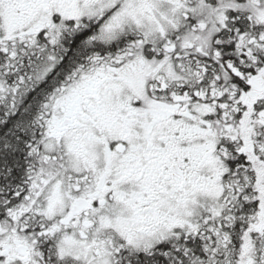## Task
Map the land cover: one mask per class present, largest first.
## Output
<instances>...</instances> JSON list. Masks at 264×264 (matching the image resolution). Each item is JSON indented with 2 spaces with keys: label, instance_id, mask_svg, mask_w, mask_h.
Masks as SVG:
<instances>
[{
  "label": "snow or ice",
  "instance_id": "obj_1",
  "mask_svg": "<svg viewBox=\"0 0 264 264\" xmlns=\"http://www.w3.org/2000/svg\"><path fill=\"white\" fill-rule=\"evenodd\" d=\"M0 264H264V0H0Z\"/></svg>",
  "mask_w": 264,
  "mask_h": 264
}]
</instances>
